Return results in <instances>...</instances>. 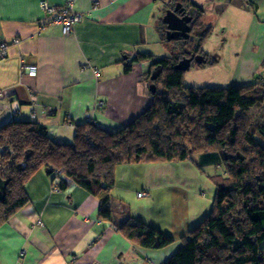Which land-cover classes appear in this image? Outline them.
Returning a JSON list of instances; mask_svg holds the SVG:
<instances>
[{"label":"crops","instance_id":"obj_1","mask_svg":"<svg viewBox=\"0 0 264 264\" xmlns=\"http://www.w3.org/2000/svg\"><path fill=\"white\" fill-rule=\"evenodd\" d=\"M41 1L52 7L66 2L0 0V124L18 110L22 119L39 122L60 143L71 142L79 123L121 129L152 103L146 81L151 63L133 60L147 55L149 47L162 46L169 29L159 16L177 6L189 22L196 12L206 20L210 33L202 49L206 45L204 52L219 57L215 61L231 63L228 85L264 84V0H75L73 11L82 18L68 34L50 23L54 15L40 8ZM33 66L34 75L29 72ZM255 139L264 148V125ZM172 164L117 166L111 194L132 217L179 239L211 208L213 174L203 172L215 170L202 157L196 164L203 171L191 161L175 162L196 170V189L180 190L179 201L169 184L173 177L164 173L175 168ZM181 171L174 177L188 183ZM54 186L44 170L26 183L29 204L0 228V264H163L175 249L136 246L114 223L97 217L93 195L72 184L65 190ZM157 187L164 196L156 194ZM139 192L146 196L138 197ZM207 193L210 201L201 204V194Z\"/></svg>","mask_w":264,"mask_h":264},{"label":"trees","instance_id":"obj_2","mask_svg":"<svg viewBox=\"0 0 264 264\" xmlns=\"http://www.w3.org/2000/svg\"><path fill=\"white\" fill-rule=\"evenodd\" d=\"M199 14L189 22L192 35L179 38L190 50L183 57L204 53L202 41L210 29ZM205 56L207 63L215 62ZM147 58L139 53L133 61ZM180 59L173 56L150 64L146 81L156 88L150 93L152 103L117 131L79 123L72 141L60 143L39 122L22 119L18 110L1 123L0 228L29 204L26 183L44 170L55 189L72 184L93 195L97 217L114 223L136 246L175 247L163 264H264V148L255 139L264 125V84L185 86L184 71L176 69ZM156 67L159 71L153 73ZM201 157L216 171L209 177L214 199L208 213L179 239L132 217L129 207L112 197L117 166L196 164Z\"/></svg>","mask_w":264,"mask_h":264},{"label":"rangeland","instance_id":"obj_3","mask_svg":"<svg viewBox=\"0 0 264 264\" xmlns=\"http://www.w3.org/2000/svg\"><path fill=\"white\" fill-rule=\"evenodd\" d=\"M75 13H78V12H75ZM162 18H164V14H161L159 16V20H161ZM200 19H201V22H203L204 26L206 27L207 26L206 20H203L202 18H200ZM191 31H190L188 36L192 35ZM208 35H209V33L207 34L205 39L203 38V41L207 39ZM166 38H168V35H166ZM17 41H18V39H14L13 43L16 44ZM175 41H179V42H175ZM180 42H182V41L179 40V38H178V39H173L172 42H169V43L162 42V44H161L162 46H153L151 48L149 47L146 51V54L148 56L147 61L149 63H155V62H158L164 58H171L173 56H179V57H182V59H180L179 62H181V61L189 62L188 69L184 70V72H183L184 73L183 84L185 86L225 87V88L226 87H232L231 85H228V83H227V79H228L229 75L231 74V63H227V60H223V59H219L218 62L215 61L213 63H207V61L205 60V57H206L205 55L208 56V58H209L208 61L215 60L218 56L215 53H212L211 51L204 52V48L207 47L206 45H204V47H203V52H204L203 54H199V55L194 54L195 55L194 58L192 55L189 57H183L185 55V53L190 54V50L188 48H183L181 46ZM183 58H187V59L185 60ZM146 67H147V65H146ZM261 68H262V66H259V69H261ZM73 136H74V133H73ZM65 142H68V141H64L63 143H65ZM196 162H197V160H196ZM172 165L175 168H164V170H165L164 173H167V175H170L173 177L171 179V181H169V184H171L175 188V190L178 192L177 198L179 201H181L182 200V194L180 193V190L187 191V189L191 188V187H192V190L196 189L195 181H194V175L196 173V170L194 169V167H190V168L184 170L185 168H182L181 166H179V164H175V163ZM179 168H182V169H179ZM197 168L199 171H203V169L201 167H197ZM162 169L163 168H161L159 170H162ZM179 171H181L182 179L189 183V185H190L189 187H188V183H181L174 177L173 174L175 172H179ZM208 172H211L212 174L216 173L213 170L207 171V169L205 168V171L203 172V174L205 176H207L208 174H210ZM171 182H173V183H171ZM160 184H161V182H160ZM163 185H165V183ZM156 194L164 196V193H163V190L161 189V187H157ZM201 197H202L201 204H206L210 201V193H207V196H205L204 194H201ZM193 210H198V208L197 209L193 208ZM209 210L210 209H208V211ZM116 217H117V214H116ZM37 223L39 225H42V223L40 221H38Z\"/></svg>","mask_w":264,"mask_h":264},{"label":"built area","instance_id":"obj_4","mask_svg":"<svg viewBox=\"0 0 264 264\" xmlns=\"http://www.w3.org/2000/svg\"><path fill=\"white\" fill-rule=\"evenodd\" d=\"M75 0H66V2L59 7L49 6L46 2H40V8L50 14H53V18L50 20L51 24L60 25L63 34H68L73 25L79 22L82 18L80 13H75L73 10V4ZM2 49L5 45H1ZM30 74H35L36 70L34 67H29Z\"/></svg>","mask_w":264,"mask_h":264},{"label":"water","instance_id":"obj_5","mask_svg":"<svg viewBox=\"0 0 264 264\" xmlns=\"http://www.w3.org/2000/svg\"><path fill=\"white\" fill-rule=\"evenodd\" d=\"M179 6L175 7V10L168 11L166 16H164L163 21L167 24L169 32L167 40L177 39V38H187L191 28L189 26V18L188 17H181L176 13ZM200 61V60H199ZM189 62L181 61L176 65V69L184 71L188 69ZM154 79V76L151 77ZM149 90L151 92H155L156 88L154 84L149 85ZM4 189V187H3Z\"/></svg>","mask_w":264,"mask_h":264},{"label":"flooded vegetation","instance_id":"obj_6","mask_svg":"<svg viewBox=\"0 0 264 264\" xmlns=\"http://www.w3.org/2000/svg\"><path fill=\"white\" fill-rule=\"evenodd\" d=\"M176 13L180 16H183V10H180V11H176Z\"/></svg>","mask_w":264,"mask_h":264}]
</instances>
